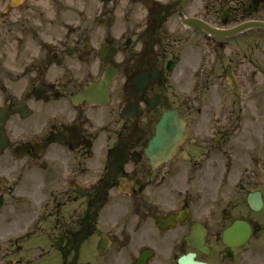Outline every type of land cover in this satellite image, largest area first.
<instances>
[{
	"label": "flooded vegetation",
	"instance_id": "flooded-vegetation-1",
	"mask_svg": "<svg viewBox=\"0 0 264 264\" xmlns=\"http://www.w3.org/2000/svg\"><path fill=\"white\" fill-rule=\"evenodd\" d=\"M183 15L264 0H0V264H264V29ZM108 69V103L74 100ZM168 109L187 136L153 168Z\"/></svg>",
	"mask_w": 264,
	"mask_h": 264
},
{
	"label": "water",
	"instance_id": "water-1",
	"mask_svg": "<svg viewBox=\"0 0 264 264\" xmlns=\"http://www.w3.org/2000/svg\"><path fill=\"white\" fill-rule=\"evenodd\" d=\"M176 135V125L173 119L167 120L163 123L162 127L159 129L158 134L152 139L150 151L153 152L155 146L160 140L164 143H172Z\"/></svg>",
	"mask_w": 264,
	"mask_h": 264
},
{
	"label": "rangeland",
	"instance_id": "rangeland-1",
	"mask_svg": "<svg viewBox=\"0 0 264 264\" xmlns=\"http://www.w3.org/2000/svg\"><path fill=\"white\" fill-rule=\"evenodd\" d=\"M3 219H4V217H3Z\"/></svg>",
	"mask_w": 264,
	"mask_h": 264
}]
</instances>
